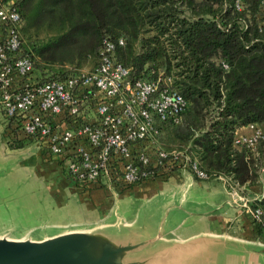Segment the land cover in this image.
I'll list each match as a JSON object with an SVG mask.
<instances>
[{
	"label": "trees",
	"instance_id": "trees-1",
	"mask_svg": "<svg viewBox=\"0 0 264 264\" xmlns=\"http://www.w3.org/2000/svg\"><path fill=\"white\" fill-rule=\"evenodd\" d=\"M6 1V0H4ZM14 0L23 17L24 53L44 80L66 63L100 62L106 38L134 78L171 75L188 100L158 122L165 148L189 146L208 179L229 175L244 190L260 179L264 136L236 144V130L264 122V0ZM14 138L12 148L26 145ZM175 169V166L171 167ZM264 211V198L255 200Z\"/></svg>",
	"mask_w": 264,
	"mask_h": 264
},
{
	"label": "built area",
	"instance_id": "built-area-1",
	"mask_svg": "<svg viewBox=\"0 0 264 264\" xmlns=\"http://www.w3.org/2000/svg\"><path fill=\"white\" fill-rule=\"evenodd\" d=\"M22 25L14 0H0V108L12 137L34 139L46 158L65 161L80 190L135 185L172 166L208 178L188 145L165 148L159 142L158 122L176 119L188 105L171 75L132 77L131 68L115 57L117 45L125 42L120 37L104 40L96 67L70 66L66 76L44 80L24 53ZM247 125L253 132H236V144L253 146L264 136L256 123ZM215 177L224 180L231 196L244 193L231 176ZM243 208L264 232L262 208L252 199Z\"/></svg>",
	"mask_w": 264,
	"mask_h": 264
},
{
	"label": "water",
	"instance_id": "water-1",
	"mask_svg": "<svg viewBox=\"0 0 264 264\" xmlns=\"http://www.w3.org/2000/svg\"><path fill=\"white\" fill-rule=\"evenodd\" d=\"M137 198H117L109 216L92 223L8 219L0 226V264H264L259 240L211 232L181 238L175 232L192 216L243 207L254 198L248 192L213 206L183 191ZM18 229L26 231L15 236Z\"/></svg>",
	"mask_w": 264,
	"mask_h": 264
},
{
	"label": "rangeland",
	"instance_id": "rangeland-1",
	"mask_svg": "<svg viewBox=\"0 0 264 264\" xmlns=\"http://www.w3.org/2000/svg\"><path fill=\"white\" fill-rule=\"evenodd\" d=\"M66 66L74 65L66 63ZM90 66V63H85L78 67L90 68ZM9 127L10 121L0 108V226L13 217L25 225L39 222L58 225L80 223L76 222L71 212L75 208L71 202L75 203L80 195L72 194L67 186L59 184L61 180L62 185L72 184L81 195L89 191L80 190L75 185L68 173L65 161L46 158L39 143L34 139L28 138L26 145L12 148L9 142L15 137L10 134ZM55 179L60 182L58 181L57 184ZM132 186L117 188L114 192L117 193L116 195H123L125 192H130L129 189ZM62 187L66 189L63 190ZM103 190L106 193L113 192L111 189ZM134 194L131 193L129 197L132 198ZM67 196L70 205L62 204ZM119 197L121 199V196ZM131 200L138 202L136 196ZM131 200L124 199L123 201L130 203ZM23 231L26 229H18L14 235H20Z\"/></svg>",
	"mask_w": 264,
	"mask_h": 264
},
{
	"label": "crops",
	"instance_id": "crops-1",
	"mask_svg": "<svg viewBox=\"0 0 264 264\" xmlns=\"http://www.w3.org/2000/svg\"><path fill=\"white\" fill-rule=\"evenodd\" d=\"M257 126L264 130V122L257 124ZM253 130L254 128L249 125H242L237 128L236 132L251 133ZM55 181L58 184L59 180L55 179ZM61 183L62 180L59 185L67 186L72 194L80 195L75 203L71 202L73 207H75L71 211L72 217L77 220L76 222L80 223L97 222L109 216L116 199L120 198L119 196H121V200H131L135 196H150L157 192L183 191L188 197L203 199L210 206L219 204L231 196L222 178L201 179L190 169L182 167H176L169 170L166 174L135 184L130 187V192H125L126 194L124 193L123 195H116L117 193L114 190H112L113 192L108 190L111 194L106 193L103 190L106 188L102 189L101 187L93 188L85 195H81L74 185L67 183L62 185ZM62 189L66 188L62 187ZM243 191L256 198H253L252 202L264 198V167L261 168L259 181L256 184L249 185ZM112 193L115 194L113 195ZM131 193H135L132 198H130ZM68 199L69 197L67 196L62 204L66 205L67 203L70 205V200ZM175 232L181 238H186L199 232H211L264 242V232L253 223L250 214L243 207L226 206L214 213L192 216L186 224L179 227Z\"/></svg>",
	"mask_w": 264,
	"mask_h": 264
}]
</instances>
